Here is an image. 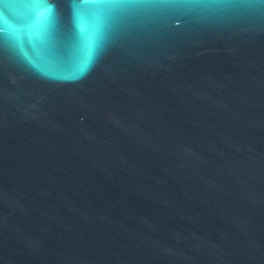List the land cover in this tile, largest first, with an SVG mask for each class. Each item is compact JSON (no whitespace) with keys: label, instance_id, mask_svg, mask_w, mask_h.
<instances>
[{"label":"water","instance_id":"1","mask_svg":"<svg viewBox=\"0 0 264 264\" xmlns=\"http://www.w3.org/2000/svg\"><path fill=\"white\" fill-rule=\"evenodd\" d=\"M0 264H264V0H0Z\"/></svg>","mask_w":264,"mask_h":264}]
</instances>
